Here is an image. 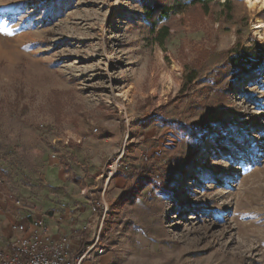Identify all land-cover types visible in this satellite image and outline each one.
<instances>
[{
	"label": "rangeland",
	"instance_id": "obj_1",
	"mask_svg": "<svg viewBox=\"0 0 264 264\" xmlns=\"http://www.w3.org/2000/svg\"><path fill=\"white\" fill-rule=\"evenodd\" d=\"M259 21L246 0L156 26L140 0H0L10 212L78 248L101 234L89 264H264V62L228 66L264 44Z\"/></svg>",
	"mask_w": 264,
	"mask_h": 264
},
{
	"label": "built area",
	"instance_id": "obj_2",
	"mask_svg": "<svg viewBox=\"0 0 264 264\" xmlns=\"http://www.w3.org/2000/svg\"><path fill=\"white\" fill-rule=\"evenodd\" d=\"M121 169L119 162L113 165L108 172V181ZM124 169L128 170L127 166ZM14 204L18 209H25L20 200ZM107 213L108 208L105 206L104 218ZM19 219L12 226V230L21 237L12 244L8 252H0V264H89L106 251V246L101 243V234L90 244L78 248L72 235L54 236L45 219Z\"/></svg>",
	"mask_w": 264,
	"mask_h": 264
},
{
	"label": "trees",
	"instance_id": "obj_3",
	"mask_svg": "<svg viewBox=\"0 0 264 264\" xmlns=\"http://www.w3.org/2000/svg\"><path fill=\"white\" fill-rule=\"evenodd\" d=\"M147 19L153 26L159 21L168 20L171 15L183 13L188 9H198L203 15H208L210 5L214 1H224L227 7H230L231 0H140ZM155 28H153L154 30ZM167 28H162L156 36V41L163 46L169 38ZM264 62V44L255 49L243 48L234 52V56L230 58L228 66L237 68L245 73H255L259 71Z\"/></svg>",
	"mask_w": 264,
	"mask_h": 264
},
{
	"label": "crops",
	"instance_id": "obj_4",
	"mask_svg": "<svg viewBox=\"0 0 264 264\" xmlns=\"http://www.w3.org/2000/svg\"><path fill=\"white\" fill-rule=\"evenodd\" d=\"M7 207H10V204L6 201L4 202L0 198V252L4 253L8 252L12 248V244L16 243L21 237L18 233L12 230V226L19 218L21 221H26L25 219H28L20 214L22 210L18 209L16 206H14V212H10V209ZM29 210L32 211L31 209ZM51 228L54 236L63 235L62 233L60 234L58 230H55L54 227L51 226Z\"/></svg>",
	"mask_w": 264,
	"mask_h": 264
},
{
	"label": "bare ground",
	"instance_id": "obj_5",
	"mask_svg": "<svg viewBox=\"0 0 264 264\" xmlns=\"http://www.w3.org/2000/svg\"><path fill=\"white\" fill-rule=\"evenodd\" d=\"M246 4L249 10L256 15L264 11V0H246ZM254 29L258 32V36L261 35L264 31V22L259 21ZM259 37L262 39V36ZM114 100L118 105L125 107L129 102L128 94L126 92L118 93L114 96Z\"/></svg>",
	"mask_w": 264,
	"mask_h": 264
}]
</instances>
